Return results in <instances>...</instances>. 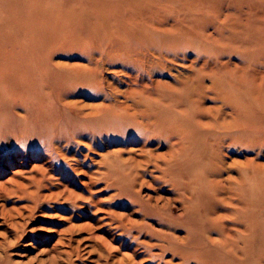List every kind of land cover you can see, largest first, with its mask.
<instances>
[{
  "label": "rangeland",
  "instance_id": "obj_1",
  "mask_svg": "<svg viewBox=\"0 0 264 264\" xmlns=\"http://www.w3.org/2000/svg\"><path fill=\"white\" fill-rule=\"evenodd\" d=\"M90 1L24 0L13 2L8 12L0 9V99H7L0 115L7 125L21 115L17 129H30L27 123L42 128L56 121L74 123L68 124L70 130L82 129L87 121L91 126L97 124L96 116L117 119L120 126L110 132L100 126L96 133L79 129L75 137H55L54 150L39 144L22 149L8 139L10 149H0V264H218L221 260L240 264L221 241L234 234L232 218L238 215L233 209L239 200L234 179L239 177V169L246 170L249 160L263 165L264 156L256 157L257 150L231 148L226 136L236 130L215 138L207 136L209 124L230 121L232 114L211 95L202 101V107L183 104L187 119L177 133L164 129L149 133L152 126L147 109L159 105H136L137 109L129 110H140L141 116L135 120H129V115L123 118L126 110L115 113V104L127 107L134 99L120 82L132 67L117 56H148L145 69L150 70L151 81L145 82L151 85H172L174 78L206 64L205 73L238 85L231 96L240 102L248 97L249 89L259 90L261 101L251 105L255 111L248 126L251 141L264 129V25L253 24L251 35L241 36L249 39L235 42L232 30H224L223 21L228 17L226 26L230 28L238 10L245 8L236 0H209L201 6L205 42L191 41L184 51L162 46L160 52L166 57L159 62L152 51L154 42L141 37H133V41L130 28L119 27L117 17L108 21L100 15L121 12L119 1H142L140 19L146 23L144 35L148 36L154 32L157 15L166 10V17L172 15L168 0ZM22 3L26 6L21 8ZM111 29L118 32V39ZM217 39L219 43L210 44ZM257 43L260 45L252 52ZM44 58H50L48 65ZM38 63L46 65L49 73L58 70L54 65L62 71L72 66L92 69V88L67 85L70 89L63 91L67 75L50 84L53 78L43 77L36 70ZM30 101L37 105L33 107ZM32 112L38 119H32ZM243 112H248L246 106ZM138 122L150 124L148 131L136 134L132 125L137 130ZM15 128L13 134H18ZM48 129L56 130L53 126ZM186 135H198V142L208 143L212 159L206 165L211 169L215 163V169H220L202 184L210 189H202L193 198L189 189L183 193L175 182L174 166L191 156L184 151L189 145ZM220 139H225L222 146ZM179 153L174 165V159L166 161ZM136 163L141 165L138 170L128 169ZM261 204L255 223H264ZM260 228L261 224L255 227L257 233ZM227 232L230 237H224Z\"/></svg>",
  "mask_w": 264,
  "mask_h": 264
},
{
  "label": "bare ground",
  "instance_id": "obj_2",
  "mask_svg": "<svg viewBox=\"0 0 264 264\" xmlns=\"http://www.w3.org/2000/svg\"><path fill=\"white\" fill-rule=\"evenodd\" d=\"M19 1L24 2V0H0V9H4L6 10L5 12H8L13 6V2L16 3ZM236 1L238 2L237 4L240 8L245 9H239L236 16L233 17V21L230 18V21H232L230 28L226 26L228 17H226L223 21L224 30L227 32L232 30L235 36V42L236 39H249V37L244 38L241 36L245 33L251 35V31L255 28V26L260 25L262 27L264 25V0ZM208 2L209 0H168L167 4L169 5L170 12L172 11V15L169 14V16L166 17L165 13L167 10L157 15V19L154 20L156 21L154 32L152 34H148V36L144 35V29L147 28L146 23H143L140 19V17H143L141 13V7L143 6L142 1H133L129 3L119 1V8L122 9L121 12H114L110 10L108 14L103 13V15H100V19L103 20L109 18L108 21H111V18L117 17V20H119V27L123 28L128 26V28H130L128 34L132 40L133 37H141L144 41L147 40V43L150 41L151 43L154 42L152 45L154 46V49H152V51L154 54L158 55L157 58L160 62L166 57L160 52L162 46H166L169 49L184 51L185 49H189L191 41L194 42L195 40H203L205 42V36L203 35L204 29H202L203 21H205L204 10L201 6H203V4H207ZM94 3L93 6L98 5ZM115 5H117V2ZM25 6V3H22V5L20 4L21 8ZM100 19L98 20L97 18L96 21L99 22ZM253 24H255V26H252ZM110 32L113 34V38L118 39V32H116L115 29H111ZM209 42L210 44L219 43L220 40L217 39ZM258 45H260V43H257L252 48V52ZM126 49L128 50L129 48ZM226 51L228 52V50ZM187 52L188 51H185L184 53ZM166 53L167 51H165V54ZM247 55L248 53H245L244 56ZM117 57L124 60L125 65L132 67L131 70H127L125 74L126 79L121 80L120 82L127 85L130 90L129 92L132 96H134V99H132V105L127 107L121 104H115V113L126 110L128 114L126 113L123 118H129L127 117L129 115V120H135L136 117L140 115V110H135L131 113H129V110L137 109L136 105L140 103H147L152 107H154V104L159 105V107L155 106L156 109H147V112L149 111L147 119L152 126L149 133H154V131H160L162 129L177 133L178 131L184 129V123L182 122L187 119V114L182 108L183 104L189 105V108L191 107V104H197L199 107H202V101L207 96L211 95L213 100H221L222 105L229 108L232 114L229 118L230 121H215L209 124L211 129L206 131L208 134L207 136L215 138L221 132L227 134L236 130L232 133L231 137L225 135L226 138L229 139V146H231V148L250 149L253 151L257 150L258 154L256 157L260 158L264 156V129L260 131L259 135H255V137L252 136L250 141L249 138L251 135L249 134L251 128L248 127L250 124L249 119L252 117V113L255 112L251 105L258 104L257 102L261 101V94L259 90L249 89L248 93L250 96L245 91V94H247L248 97L245 98V101L240 102L237 98L231 96L235 93V88L238 85L235 82L226 81L224 77L219 76L218 78H214L210 75V73H205L203 69L206 64H203L202 66L200 65L197 70L192 67L193 70L191 73H186L187 75L180 78H174L172 85H165L160 82H157L155 85L152 83L151 85L150 70L145 69L149 60L148 56ZM49 59L50 58H44L43 63L48 65ZM45 66L38 63L39 68L36 70L40 72L43 77H52L53 81H51L50 84L57 83L60 76L62 77L67 75L63 78L64 80H67L68 77V83L62 88L63 91L70 89L66 88L67 85L71 88L74 85H85L89 86L87 87L88 89L92 88L89 85L90 83H93L92 80H94L92 77V69H88L87 67L77 69L75 66H72L68 67L69 69H67V71L69 72H67L62 71L63 69L61 70L60 66L54 65L58 70L49 73ZM146 80L150 81L146 83ZM205 80L209 81L210 84L205 86ZM132 85H137L139 88L131 90L130 87H132ZM109 87H111V85ZM99 88L101 90H105L103 84H100ZM101 90L100 92H102ZM42 93L40 92L38 94L42 95ZM5 100L7 101L6 97L4 99H0V110L1 108L6 107ZM108 100L111 101V98H108ZM30 102L32 103L33 101ZM32 104L33 107L37 105L35 102ZM245 106L248 110L247 113L243 112V108ZM15 108H17V106H14V109ZM25 110L26 112L31 110L37 112V110L33 108H25ZM154 111L156 113H154ZM223 114L226 118L227 115L225 113ZM155 115L156 118L154 119ZM31 117L36 120L39 116L38 114L32 112ZM22 118L23 117H21V115H15L11 123L7 125V121L0 115L1 150L4 151L10 149L12 143L8 142L10 141L8 140L9 138H12L16 144L20 142V145L15 144V146H19L22 149H28V146L30 147L31 145L32 147H35L39 144L40 146L47 145L50 150L53 149L52 144L54 143L53 139L55 137L61 136L64 138H71L75 137V135L80 132V128L78 127H74L72 130L68 129L70 126L68 124H74L70 121V123L56 121L54 124H49L48 126L42 128L36 127L40 125L34 126V124L32 125L27 123L26 125H31L30 129H17V126ZM104 118L102 116H96L95 122H97V124H93L91 126L90 121H87V124L85 123L84 127L80 130L84 133L88 132L91 134L100 130V126H102L103 130L106 132L120 129L118 124L119 121L117 119L109 120ZM196 120L198 119H195V121ZM150 124L138 122L137 130L135 125H132V129L135 130L136 134H144L148 131ZM50 126H53L56 130H49L48 128ZM14 128L17 130L18 134H13ZM28 133L30 134L28 135ZM26 135H28V137H26ZM29 137H34V140H29ZM198 137V135H186V141H189V145L184 151L191 154V156L186 159L183 158L180 165L174 166V169L177 168L175 171L177 175V179H175L176 184L179 186V189L183 190V193L185 190L189 189V193L191 192L190 197L192 198L202 189L209 188L210 185L202 186V184H204V182H209L211 174L218 173L220 170L219 168L215 169V165H217L215 163L211 169L208 168V165L206 164L212 159V154L209 156L208 148L212 150V147L209 146L208 143L198 142ZM224 141L225 139H220L219 146H222ZM58 149L59 147L56 146V150L58 151L57 153L60 152ZM180 153L178 156H174V158H170L166 161H172L174 159V165L176 158L180 156ZM10 154L11 153L7 154L9 158ZM61 156L64 157V155ZM246 165L248 166L246 170L239 169V177L234 179L235 185L239 190V200L236 203V206L233 207L234 211L238 213L235 218H232L234 227L232 226L231 228L234 234L231 236L228 234L229 232L225 233L224 237H231L222 239L221 241L223 244L222 246L225 247L227 252H231L234 254L233 256L240 259V264H264V223L254 222L259 212V206L262 205L261 203L264 204V164L260 165L255 163L254 160H249ZM139 166H141L139 163L131 164L128 166V169L138 170ZM200 166H203L204 169L200 170ZM227 180L233 181L231 178H228ZM259 224H261V228L259 229V233H257L255 227H259ZM221 262L222 263L218 264H231V262L226 263L222 260Z\"/></svg>",
  "mask_w": 264,
  "mask_h": 264
}]
</instances>
